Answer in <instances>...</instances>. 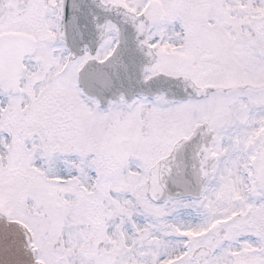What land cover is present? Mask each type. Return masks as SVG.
Segmentation results:
<instances>
[{"label":"snow or ice","instance_id":"6c2138e0","mask_svg":"<svg viewBox=\"0 0 264 264\" xmlns=\"http://www.w3.org/2000/svg\"><path fill=\"white\" fill-rule=\"evenodd\" d=\"M0 264H264V0H0Z\"/></svg>","mask_w":264,"mask_h":264}]
</instances>
